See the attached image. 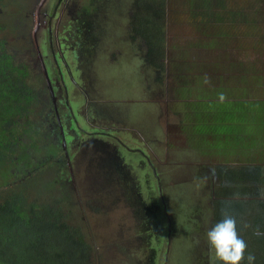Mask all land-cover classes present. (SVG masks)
Wrapping results in <instances>:
<instances>
[{
	"label": "rangeland",
	"instance_id": "1",
	"mask_svg": "<svg viewBox=\"0 0 264 264\" xmlns=\"http://www.w3.org/2000/svg\"><path fill=\"white\" fill-rule=\"evenodd\" d=\"M38 2L0 0L3 27L0 40L13 53L22 54L20 48L28 45V33L43 13V7L37 13ZM176 3L177 0H66L59 10L65 7L63 17L59 18V14L51 23L53 41L57 46L64 44L69 51L66 67L72 75H67L68 70L60 61L68 90L67 108L61 105L60 111L68 110L73 119L69 129L74 138L67 136L65 152L60 150L58 154L65 157L64 164L56 160L42 161L50 164L26 187H17L16 192H25L29 203H44L65 214L84 235L89 255L94 242L98 246L116 248L112 259H102L99 263L95 259L90 264H213L205 239L207 226L202 222L214 211V205L200 196L205 180L198 179V171L223 165L228 166L230 172L240 165L242 169L253 165L248 161L260 159L254 157L259 150L251 141H264V134L258 135L255 128L256 122L264 121V71L261 68L264 49L241 45L238 37L243 26L233 19H229L225 30L206 31L204 18L192 15L186 6L176 8ZM73 8L80 11V18L74 19L70 14ZM162 8L163 23L158 24L156 16ZM149 9H155L156 13L147 12ZM246 9L254 10L253 7ZM145 16L152 20L155 29H162L165 61L169 65L194 68L189 60L179 59L183 50L190 47L191 53L202 59L201 63L228 60L232 65V82L226 87H246L247 81L252 82L255 90L241 94L250 101L238 104L237 100L236 106L229 105L230 109L224 110L228 108L229 98L224 102L211 98L212 102L220 103L219 107L225 112H215L208 121L188 114L183 100L173 96V88L169 87L175 76L165 78L161 67L150 65L146 60L149 47L139 24ZM255 35L248 34L250 42L259 38ZM222 40L224 42L220 43ZM73 43L79 55L76 60L72 57L76 55L74 51L70 53ZM221 62L216 63L210 73L216 91L223 90L222 84L217 85L225 73ZM242 70L245 73H241ZM38 78L42 88L44 82L42 77ZM42 96L50 112L51 98L43 93ZM258 116L262 119L257 120ZM219 122L222 124L218 127ZM59 142L65 143L63 138ZM120 143L142 148L145 155L141 154L138 160L128 152L117 153ZM199 146L202 149L199 150ZM102 160H108L106 165L110 168L107 173L98 175ZM142 162L149 177L139 167ZM152 170L157 172L160 183ZM188 181H191L192 194L186 185ZM111 182V192L97 195L107 189L103 185ZM89 183L93 186L88 187ZM77 190L85 207L76 202ZM57 197L59 199L55 200ZM93 198L103 207L96 204L97 208L92 209ZM171 206L184 230L176 235L167 222ZM256 219L263 220L260 224H264V214ZM166 224L168 230L163 229ZM77 236L80 238V234Z\"/></svg>",
	"mask_w": 264,
	"mask_h": 264
},
{
	"label": "trees",
	"instance_id": "2",
	"mask_svg": "<svg viewBox=\"0 0 264 264\" xmlns=\"http://www.w3.org/2000/svg\"><path fill=\"white\" fill-rule=\"evenodd\" d=\"M162 10L163 8L158 9V16L163 14ZM141 19L139 22L140 26L142 25L141 34L154 31L145 35L147 37L145 42L149 47L146 60L150 65L161 67L165 72L163 74L165 78L175 76L169 87H172L174 92L177 91L174 94L176 97L184 95L181 81L189 86L195 81L206 84L196 87L201 86L209 90L199 95L203 104L216 106L214 109H219V112L229 110V105L236 106L237 100L238 104L250 101L242 98L241 94L254 86L252 82L247 81L246 87L238 85L236 88L226 87L232 82L230 78L232 65L228 64V60L221 62L217 59L212 64L201 63L199 60L202 59L191 53L190 47L183 50L179 59L189 60L194 68L178 67L173 63L169 65L165 61V43L161 27L156 31L150 18L147 20L145 16ZM2 30L3 27L0 25V34ZM219 62L225 68V73L217 81V85L222 84V91L213 89L212 86L215 85L212 84H215V80L210 78V73ZM27 63L22 55L10 53L5 43L0 40V264H90L95 257H92L91 253L89 255L85 237L71 222H66L65 214L44 203H29L30 198L25 192H16L17 187H26L32 179L41 174L51 161L56 160L64 164L65 159L58 156L60 150L64 149L59 142L61 135L54 118L56 114L54 110L49 112L42 96L43 92L44 95L48 93L45 80L41 88L39 78ZM198 64L202 67H197ZM240 72L245 73V70ZM191 75L198 78L191 79ZM205 78L208 79V83H205ZM220 93L229 98L226 103L227 109L223 110L219 107L220 103L211 101V98H218ZM185 100L188 102L184 103V110L188 114L206 110L198 101H191L187 97ZM50 108H53L52 103ZM213 114L216 115L212 111ZM260 118L262 116H258V119ZM221 124L217 123L218 127ZM48 125L50 127L47 130L45 128ZM257 127L260 132H264L263 122H258ZM251 143L259 150L258 156L254 157L260 158L259 161H248L253 165L243 169L240 165L239 171H228L226 175L222 167L217 165L213 168L216 184L214 191H220L218 194L220 200L214 205L215 219L212 226L222 219L223 212L233 215L237 222V231L247 244L245 256L251 253L255 257L254 264H264V224H260L263 220L256 219L257 216L264 214V141L252 140ZM48 160L49 163H42ZM221 200H225V203ZM70 206L72 208V201ZM151 208L149 205V210ZM169 213L170 218L176 220L177 216L176 214L174 216L172 206ZM167 228L168 224L163 226V229L168 230ZM171 232L177 233L173 227ZM180 232L183 231L180 229ZM154 256L150 257L152 262ZM196 260H199V256H196ZM213 264L219 262L214 261ZM241 264H247V260Z\"/></svg>",
	"mask_w": 264,
	"mask_h": 264
},
{
	"label": "flooded vegetation",
	"instance_id": "3",
	"mask_svg": "<svg viewBox=\"0 0 264 264\" xmlns=\"http://www.w3.org/2000/svg\"><path fill=\"white\" fill-rule=\"evenodd\" d=\"M41 0H39L36 8L37 10L40 7ZM62 3L66 4V0H46V2L43 5V13L39 19V22L34 26L32 31L28 33V36H30L28 45L26 47L20 48L22 52L23 57L28 61L27 66L34 71L35 76L42 77V82L46 83V89H48V95L52 102L53 105L52 107L55 110L56 116L54 117L56 119V123L58 125V128L60 130V135L61 138L67 136H73L70 132V125L73 122V119L68 113V110L65 111H60V106L64 105L65 108H67V86L65 84V80L63 78L62 71V65L65 68L68 65L66 62L67 55L69 53L68 47L64 48V44H61L57 46V43L53 41V34L51 33L52 27L51 23L53 18H55L57 15L60 14L59 18L63 17V10L65 7H63L62 11L59 12L60 7L62 6ZM176 8H185L187 7V10L192 13V15L195 16H200L201 18H204L206 23L204 29L206 31H216V30H225L229 27V19H233V22H238L239 25L243 26L242 33L239 35L238 40L241 43V45H250L252 47L260 46L264 49V0H177L176 3ZM215 6V10H214ZM168 7V4H167ZM248 7H253L254 10H248L246 8ZM147 12H150L151 14H155L156 10L155 9H149ZM70 14L74 16V19L80 18L81 14L80 11L75 10L74 8L70 11ZM85 15L87 19L89 20L90 14L89 11L86 9ZM161 22L163 23V16H156V23ZM49 26V27H48ZM37 27V31L35 30ZM41 27V29L39 28ZM153 30V29H151ZM157 31V29H156ZM257 34L255 35V33ZM154 31L151 33H145V35L152 34ZM52 34V35H51ZM248 34L250 35H255L259 36L256 40H252L248 38ZM74 39V36L71 37ZM144 39V36H143ZM145 40V39H144ZM36 41L38 43L42 58H40L38 48L36 46ZM220 43H223L224 41H219ZM72 50H71V55L72 51H74L75 56L72 55L73 59L76 60L79 58L78 52L75 49L74 43L72 44ZM10 53L12 54H18V52H12L9 50ZM62 62V65L60 63ZM34 68H31V66ZM43 65H45L47 72L49 74L50 80H51V86L53 91H51L49 88L50 86L47 84V81L44 76V68ZM60 67V68H59ZM261 68L262 71H264V60L261 62ZM38 70V71H37ZM67 75L71 74V71L67 68ZM55 72H59L57 75H55ZM37 76V77H38ZM263 80V79H262ZM182 84V92L184 95L191 101H198L203 104L202 98L199 96L205 92H208V89L202 88L201 86L196 87L198 85H193L191 83V86L187 84ZM180 84V86H181ZM62 85L65 88V91L62 89L60 86ZM263 87H264V82H263ZM255 90V86L250 87L247 89V92H251ZM170 92V91H169ZM176 92L173 91V96L176 94ZM183 94L180 95V99L183 104L188 102V100H185V96ZM57 96L61 97L62 99L58 101H54L53 97ZM51 104V103H50ZM203 109H206L205 111L202 110H197L194 112H191L194 117H200L203 118L205 121H208V118L210 115H212L213 112H219V109H213L210 105H202ZM53 108H50V112L53 110ZM211 110V111H209ZM60 111V112H59ZM262 119V118H260ZM259 120V119H257ZM264 123V121H263ZM255 128L258 130V134H264V132H260V130L257 127V122L255 124ZM59 140V138H57ZM63 145V144H60ZM72 146V145H70ZM120 150H117V153H124L128 152V154L136 156L138 160L141 157V154L145 155L143 152L142 148L135 147L126 144V143H120L119 144ZM199 150L202 149V147H198ZM125 154V153H124ZM108 160H102V162L99 164V172L97 173L98 175H102L104 173H107L109 170V166L106 165ZM142 165H145L144 162L139 166L140 168ZM219 167L223 168L224 175L228 173V166H223V165H218ZM217 167V165L212 166V167H207L205 168L204 171H198V179L205 180V184L200 190V196L206 197L208 199L209 203H213L215 205L216 203H219V190L214 191L216 188L215 180H214V175H213V168ZM236 171H239L240 169H234ZM157 177V180L160 183V178L157 175V172L155 170H152ZM142 172H144L146 177H149L150 174L148 171H145L142 167ZM228 177V175L226 176ZM186 185L189 187L191 190V194L193 193V190L191 188V181H188ZM89 186H93V184L89 183ZM107 189L100 190L98 194L101 193H106V192H111L113 189V182L103 185ZM160 189V188H159ZM89 190H92L90 188ZM86 193V191H84ZM161 192V189H160ZM96 195V196H97ZM95 196V197H96ZM218 197V198H217ZM94 201V206L96 207V204L99 205L100 208L103 207L102 203L97 200V199H92ZM175 216V213H173ZM214 212L211 211L207 214V218L202 222V224H206L208 231L211 227L212 224L214 223ZM170 223V226L175 228V231L179 233L180 229L181 231H184L180 226H181V219L176 217V220L173 218H169L168 221ZM211 226V227H209ZM176 235V233H174ZM93 237V235H92ZM94 255L95 259L99 263L100 260H110L113 258V252L116 251L115 247H106V246H98L97 242H94Z\"/></svg>",
	"mask_w": 264,
	"mask_h": 264
},
{
	"label": "clouds",
	"instance_id": "4",
	"mask_svg": "<svg viewBox=\"0 0 264 264\" xmlns=\"http://www.w3.org/2000/svg\"><path fill=\"white\" fill-rule=\"evenodd\" d=\"M39 11H40V7L37 13ZM45 79L47 81V84L50 86L49 89L53 91L52 86H51L50 77H49V81L47 80V78ZM205 83H208L207 78H205ZM46 95H48V93ZM218 99L220 102H224L226 97L223 93H220L218 94ZM53 100L58 101L59 99L57 100V97L54 96ZM50 103H52L53 105L52 100H50ZM63 139H64V142L66 143L67 137H65V134H64ZM62 147L65 151L64 144L62 145ZM238 168L239 167L233 168V169H238ZM76 202L80 204L81 207H85L82 204L81 194L79 193L78 190H77ZM91 207L92 209L97 208L94 205H92ZM66 222H70L67 217H66ZM245 227H247V225H245ZM89 235L90 237H92V234H89ZM205 239L209 247V251H210L211 258L213 261H217L219 262V264H241L242 261L247 260V264H254V260H255L254 255L249 253L247 257L245 256V253L247 251V244L243 240V238L239 235V232L237 231V222H236L235 217L229 214L228 212L222 213V219L218 221L217 223H215L206 232ZM91 255L95 257L94 251L92 252Z\"/></svg>",
	"mask_w": 264,
	"mask_h": 264
},
{
	"label": "water",
	"instance_id": "5",
	"mask_svg": "<svg viewBox=\"0 0 264 264\" xmlns=\"http://www.w3.org/2000/svg\"><path fill=\"white\" fill-rule=\"evenodd\" d=\"M45 2H46V0H41V3H40V9H41V7L44 5ZM38 13H39V12H38ZM39 19H40V14H39V16H38V21H39ZM35 30L37 31V27H36ZM36 46H37V48H38V52H39L40 58H42V55H41V52H40V49H39V46H38L37 41H36ZM43 68H44V75H45V78H47V80L49 81V76H48V72H47V69H46L45 65H43ZM64 147H66V143H64Z\"/></svg>",
	"mask_w": 264,
	"mask_h": 264
}]
</instances>
